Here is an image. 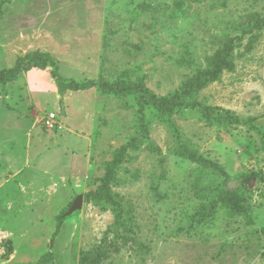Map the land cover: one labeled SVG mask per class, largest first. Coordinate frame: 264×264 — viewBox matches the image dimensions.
<instances>
[{"label":"rangeland","instance_id":"rangeland-1","mask_svg":"<svg viewBox=\"0 0 264 264\" xmlns=\"http://www.w3.org/2000/svg\"><path fill=\"white\" fill-rule=\"evenodd\" d=\"M0 9V72L40 51L63 80L143 79L165 97L222 41L233 42L235 65L195 95L215 111L149 118L120 162L136 102L61 92L52 66L0 83V264H264V27H255L264 0H0ZM107 178L116 203L86 201ZM238 188L241 215L220 200ZM80 195L83 208L66 215Z\"/></svg>","mask_w":264,"mask_h":264},{"label":"trees","instance_id":"trees-1","mask_svg":"<svg viewBox=\"0 0 264 264\" xmlns=\"http://www.w3.org/2000/svg\"><path fill=\"white\" fill-rule=\"evenodd\" d=\"M1 13L2 10L0 9V14ZM251 18H255V15H252ZM256 19L257 22L255 27H257V29H262V27H264V19H261L260 17H257ZM233 52V42L230 40L222 41V46L213 55L207 57L206 68L197 71L179 90L170 93L165 97L156 96L146 87L143 79L139 82H133L130 79L125 78L109 82L102 77L98 82L94 80H87L84 82L63 80L59 78L56 72L58 69V63L54 57L48 53L40 51L28 53L26 57L20 58L17 61L14 68L1 71L0 83L12 82L18 79L21 73L31 68L46 69L48 66H52L55 69V72L52 73L53 77L57 80L58 88L61 92H67L70 90L81 92L91 88H98L103 94H112L116 97L136 102L138 104V111L136 114L137 122L135 123L136 132L129 143L121 148L118 160L120 162L127 157L126 155L128 154L129 149L134 150L138 148L139 140L148 133L149 128L152 125L149 118L165 124H170L171 119L175 115L184 113L188 108L191 109L198 107L203 110V113H206L207 111H215L216 109L214 108L204 109V107H200L195 95L200 93L202 89L210 83L220 80L224 71H233L235 69ZM207 113V115L210 114L209 112ZM196 163L200 164V161H197ZM118 164L119 163L115 164L116 168L118 167ZM112 174L113 171L110 172L109 176H114ZM109 183L110 178L105 179L102 190L96 194L88 193L85 196V200L88 202L95 200L96 203H101L100 199L105 196L104 198L106 201L115 204L116 195L111 193ZM202 189L201 187L197 188L196 194L201 197V199H204L205 193ZM220 200L221 202H229V204L232 205L229 206L232 210L236 208V210L233 211L234 214L237 211V213L241 215L247 211L243 194L239 188L224 191ZM218 204L219 203L217 202H212L210 205L212 215ZM208 206L209 205H206V208ZM123 221L124 219H121V225L123 224ZM47 256L48 254L44 255L42 257L43 260H45Z\"/></svg>","mask_w":264,"mask_h":264},{"label":"water","instance_id":"water-1","mask_svg":"<svg viewBox=\"0 0 264 264\" xmlns=\"http://www.w3.org/2000/svg\"><path fill=\"white\" fill-rule=\"evenodd\" d=\"M230 188L235 187V183H230L229 184ZM83 195H80L77 197V199L73 202L72 206L69 208L68 212L66 215H71L75 211L81 210L83 208Z\"/></svg>","mask_w":264,"mask_h":264},{"label":"built area","instance_id":"built-area-1","mask_svg":"<svg viewBox=\"0 0 264 264\" xmlns=\"http://www.w3.org/2000/svg\"><path fill=\"white\" fill-rule=\"evenodd\" d=\"M56 120H57V115L55 113H52L46 120L47 127L53 128Z\"/></svg>","mask_w":264,"mask_h":264},{"label":"crops","instance_id":"crops-1","mask_svg":"<svg viewBox=\"0 0 264 264\" xmlns=\"http://www.w3.org/2000/svg\"><path fill=\"white\" fill-rule=\"evenodd\" d=\"M15 254H16V253H15ZM16 258H17V255H15V257H14L13 259L16 260ZM16 261H17V260H16ZM16 261H15V262H16Z\"/></svg>","mask_w":264,"mask_h":264}]
</instances>
